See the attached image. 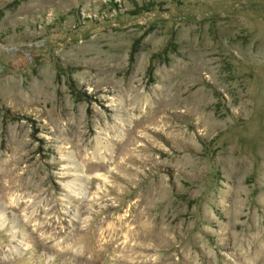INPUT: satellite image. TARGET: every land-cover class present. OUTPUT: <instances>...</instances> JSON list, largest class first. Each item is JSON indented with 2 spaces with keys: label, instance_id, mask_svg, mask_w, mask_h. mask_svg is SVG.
<instances>
[{
  "label": "rangeland",
  "instance_id": "obj_1",
  "mask_svg": "<svg viewBox=\"0 0 264 264\" xmlns=\"http://www.w3.org/2000/svg\"><path fill=\"white\" fill-rule=\"evenodd\" d=\"M0 264H264V0H0Z\"/></svg>",
  "mask_w": 264,
  "mask_h": 264
},
{
  "label": "bare ground",
  "instance_id": "obj_2",
  "mask_svg": "<svg viewBox=\"0 0 264 264\" xmlns=\"http://www.w3.org/2000/svg\"><path fill=\"white\" fill-rule=\"evenodd\" d=\"M69 188H70V191H71V192L76 191V189H74V186H73V185H70Z\"/></svg>",
  "mask_w": 264,
  "mask_h": 264
}]
</instances>
